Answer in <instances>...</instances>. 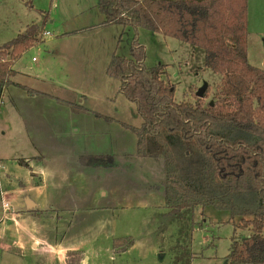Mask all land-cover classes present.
I'll return each instance as SVG.
<instances>
[{
  "label": "rangeland",
  "instance_id": "obj_1",
  "mask_svg": "<svg viewBox=\"0 0 264 264\" xmlns=\"http://www.w3.org/2000/svg\"><path fill=\"white\" fill-rule=\"evenodd\" d=\"M96 3L0 0L2 52L27 25L35 23L42 30V42L20 55L10 77L32 91L26 98V90L11 84L0 110V128L7 130L0 133L5 168H0V188L2 203L8 204L5 208L0 200V264H231L225 259L231 239L249 234L238 218L210 206L178 217L168 214L163 189L151 187L164 179L163 160L136 155V136L120 122L138 127L141 118L135 104L119 92L120 81L104 72L108 51L129 56L132 29L103 26ZM246 15L248 60L264 69V0H247ZM137 40L145 47L146 67L167 64L176 102H193L204 84L205 100L212 99L220 75L204 67L201 49L143 28ZM75 89L89 95L81 105L120 120L115 121L120 126L89 122L98 129L93 143L101 135L109 140V146L105 141L98 146L105 151L101 154L114 153L123 164L112 175L95 179L90 168L82 175L59 146L74 145L78 138L89 142L80 132L68 131L78 117L49 96L74 101ZM27 199L39 216L16 217L28 210Z\"/></svg>",
  "mask_w": 264,
  "mask_h": 264
},
{
  "label": "trees",
  "instance_id": "obj_2",
  "mask_svg": "<svg viewBox=\"0 0 264 264\" xmlns=\"http://www.w3.org/2000/svg\"><path fill=\"white\" fill-rule=\"evenodd\" d=\"M96 6L103 26L132 29L129 56L113 53L106 73L120 81L119 92L141 118L138 127L120 122L136 136V155L163 160L164 179L151 187L163 189L168 214L178 217L208 206L226 211L249 231L231 239L226 261L264 264V69L248 60L247 0H97ZM141 28L203 51L204 67L220 75L211 100H205L206 91L193 102L175 101L167 64L144 65L145 47L137 40ZM41 33L32 23L2 46L0 101L4 88L14 84L12 64L42 42ZM74 111L86 110L75 106ZM80 160L94 168L115 165L114 154Z\"/></svg>",
  "mask_w": 264,
  "mask_h": 264
},
{
  "label": "crops",
  "instance_id": "obj_3",
  "mask_svg": "<svg viewBox=\"0 0 264 264\" xmlns=\"http://www.w3.org/2000/svg\"><path fill=\"white\" fill-rule=\"evenodd\" d=\"M113 26V25H112ZM46 32V31H45ZM50 35V34H49ZM68 35V33H63L62 36H66ZM108 58H105L104 62H105V65H104V72H105V75H107L106 73V69H107V66H108V63L110 61V58H111V55L114 53V51H108ZM15 62V61H14ZM14 64V63H13ZM13 64L11 66V68L13 69ZM28 66H31V64L29 63ZM15 72V70H14ZM12 81V80H11ZM14 84H19L21 85L20 83H15L13 82ZM12 84L10 87H17L16 89H22L20 87H18L17 85H14ZM8 89L9 87H6L4 88L3 92H2V95H1V101H0V110H1V106H2V103H3V96L5 95L6 92H8ZM76 90V89H75ZM73 90V99L74 101H65L66 99L64 97L60 98V97H57V96H53V95H49L53 101V103H56V105L58 106H65L67 107V109H69V112L72 113V115H76L78 117V121L77 123L75 124V122H73L72 124H70V127L68 129L69 132H75V133H78L80 132V134L83 136V137H87L89 140V142L87 141H84L83 138H78V141L72 145L71 143L67 144L66 142L65 143H60L59 146L63 147V150L67 153H69V157H68V160H74V163L76 165V168L79 169L80 167V170L82 172V175H84V171L85 169L84 168H90L91 170H93L94 172L92 173V178H95L97 179L100 175L102 176H109V175H112L114 173V171H118L120 169V165H123L121 163H118L117 161H115V165L112 166L111 168H94V167H90V166H86V165H83L81 164L79 161V158L83 155H87V154H101V153H105V151H101V147H98L100 146V144L102 143L101 141H105L104 142V145L105 146H109V140L107 138V136H104V135H101L100 137H102L103 139L101 140H96V143H93V139H95L97 136H96V131L98 130L97 128L95 127H92L89 125V122H92V123H97L99 121H103L105 123H109L108 121H106L105 119L103 118H100V117H96L94 115L95 112L97 113H100L101 115L103 116H106V117H110L112 119H114V121H111L112 123L115 122L116 120H119V119H116L115 117L113 116H110L109 114H104L102 112H99V111H96V110H91L87 107H84L83 105H81L82 102H85V100H87V98L89 97V95L87 93H85L84 91H81V90ZM118 91V89H117ZM27 93V92H26ZM35 94L32 95V97H34ZM25 97L27 98L28 97V93L25 94ZM79 98V100H78ZM102 98H104L105 100H112L111 98H109V96L107 95H104ZM77 100V101H76ZM75 102V103H74ZM73 104V105H72ZM76 106V109H78L79 107H82L84 108L86 111L84 112H75L74 111V107L72 106ZM56 116V115H55ZM120 121V120H119ZM88 124V126H84L85 124ZM101 123V122H100ZM117 123V122H115ZM79 124V125H77ZM118 124V123H117ZM119 125V124H118ZM120 126V125H119ZM122 129L124 127L120 126ZM1 131L0 133L1 134H5L7 132L6 128L5 130H3L2 128H0ZM125 129V128H124ZM100 130V129H99ZM67 132V131H66ZM101 132V130H100ZM99 132V133H100ZM73 146H75L73 148ZM136 147V145H135ZM73 149H75L76 151L74 152ZM71 152L74 154H76L75 156H71ZM118 153H120V150H118ZM110 154V153H109ZM111 154H114V153H111ZM115 156V159L118 157L116 154H114ZM39 157V156H37ZM3 157L0 156V168H4V166L2 165L3 164ZM27 166L30 167V165L27 164ZM124 168V166L122 167ZM99 171V172H97ZM0 174H2V172L0 171ZM79 181V180H78ZM75 184V181H73L71 183V186H74ZM0 192H1V195H0V200H1V206H2V191H1V188H0ZM22 213H16V217H22V216H26L27 214H35L37 216H39V212L38 210L34 209V211H21Z\"/></svg>",
  "mask_w": 264,
  "mask_h": 264
},
{
  "label": "water",
  "instance_id": "obj_4",
  "mask_svg": "<svg viewBox=\"0 0 264 264\" xmlns=\"http://www.w3.org/2000/svg\"><path fill=\"white\" fill-rule=\"evenodd\" d=\"M207 85L204 84L201 88H199L196 92H195V95L198 96V97H201L203 96L204 94V91L206 89ZM212 104V102H210ZM35 204L30 201V200H26V208L29 210V209H32L34 208ZM159 258L161 259L162 258V254L159 255Z\"/></svg>",
  "mask_w": 264,
  "mask_h": 264
},
{
  "label": "built area",
  "instance_id": "obj_5",
  "mask_svg": "<svg viewBox=\"0 0 264 264\" xmlns=\"http://www.w3.org/2000/svg\"><path fill=\"white\" fill-rule=\"evenodd\" d=\"M45 35H49L50 33L49 32H44ZM0 195H1V192H0ZM2 205L6 208L8 206V204L6 202H4V204L2 203Z\"/></svg>",
  "mask_w": 264,
  "mask_h": 264
}]
</instances>
